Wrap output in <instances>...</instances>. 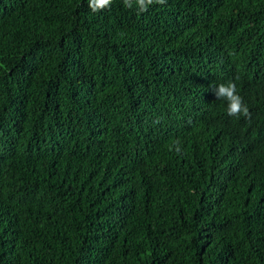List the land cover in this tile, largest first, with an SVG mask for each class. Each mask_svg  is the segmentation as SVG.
Returning <instances> with one entry per match:
<instances>
[{
	"label": "trees",
	"instance_id": "1",
	"mask_svg": "<svg viewBox=\"0 0 264 264\" xmlns=\"http://www.w3.org/2000/svg\"><path fill=\"white\" fill-rule=\"evenodd\" d=\"M0 264H264V0H0Z\"/></svg>",
	"mask_w": 264,
	"mask_h": 264
},
{
	"label": "clouds",
	"instance_id": "2",
	"mask_svg": "<svg viewBox=\"0 0 264 264\" xmlns=\"http://www.w3.org/2000/svg\"><path fill=\"white\" fill-rule=\"evenodd\" d=\"M167 0H123V6L127 9L135 8L137 13H145L154 4L164 5ZM113 0H88V6L92 12H100L110 8ZM214 93L218 100L227 102V114L230 117L251 118L249 107L244 102L243 97L237 92V85L229 80L226 83L214 85ZM179 151V149H177Z\"/></svg>",
	"mask_w": 264,
	"mask_h": 264
}]
</instances>
